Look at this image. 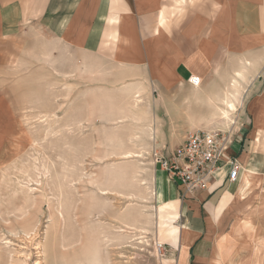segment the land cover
I'll list each match as a JSON object with an SVG mask.
<instances>
[{
  "label": "rangeland",
  "instance_id": "1",
  "mask_svg": "<svg viewBox=\"0 0 264 264\" xmlns=\"http://www.w3.org/2000/svg\"><path fill=\"white\" fill-rule=\"evenodd\" d=\"M217 1L104 0L102 36H65L83 0H0V264H161L152 94L120 80L161 15L164 32ZM228 102L201 126L234 128ZM184 122H165L174 145Z\"/></svg>",
  "mask_w": 264,
  "mask_h": 264
},
{
  "label": "crops",
  "instance_id": "2",
  "mask_svg": "<svg viewBox=\"0 0 264 264\" xmlns=\"http://www.w3.org/2000/svg\"><path fill=\"white\" fill-rule=\"evenodd\" d=\"M83 1L65 36H102L90 32L107 20L109 7L99 13L104 0ZM164 17L147 45V63L132 64L120 80L131 78L129 89L152 94L143 103L154 120L151 149L168 155L175 146L166 121L185 120L176 129L180 144L191 129L208 128L203 121L218 120L227 101L242 98L243 107L231 113L236 124L226 150L240 166L235 181L222 166L210 189L185 193L153 164V199L164 215L161 264H264V252L251 256L264 250V0H219L160 32ZM191 76L200 78L197 86ZM192 120L198 127L187 124Z\"/></svg>",
  "mask_w": 264,
  "mask_h": 264
},
{
  "label": "built area",
  "instance_id": "3",
  "mask_svg": "<svg viewBox=\"0 0 264 264\" xmlns=\"http://www.w3.org/2000/svg\"><path fill=\"white\" fill-rule=\"evenodd\" d=\"M189 81L197 86L200 78L191 76ZM232 134V126L225 129L191 130L187 132L183 142L175 145L168 155L154 149L153 163L182 186L185 193L210 189L215 172L222 166H227V180L235 181L240 166L236 158L226 153ZM163 246V242H156L160 254Z\"/></svg>",
  "mask_w": 264,
  "mask_h": 264
},
{
  "label": "bare ground",
  "instance_id": "4",
  "mask_svg": "<svg viewBox=\"0 0 264 264\" xmlns=\"http://www.w3.org/2000/svg\"><path fill=\"white\" fill-rule=\"evenodd\" d=\"M138 102V101H137ZM226 104H227V106L228 107H230V109L231 110H233V109H236L235 108V105H234V103H232V102H226ZM136 105H137V103H136ZM164 217V215H163V210L161 209V211H160V213H159V223H161L162 222V218Z\"/></svg>",
  "mask_w": 264,
  "mask_h": 264
}]
</instances>
